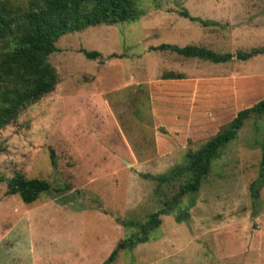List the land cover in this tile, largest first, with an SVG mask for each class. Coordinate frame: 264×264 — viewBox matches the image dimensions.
Instances as JSON below:
<instances>
[{
  "label": "rangeland",
  "instance_id": "rangeland-1",
  "mask_svg": "<svg viewBox=\"0 0 264 264\" xmlns=\"http://www.w3.org/2000/svg\"><path fill=\"white\" fill-rule=\"evenodd\" d=\"M137 1L135 20L58 36L54 90L0 128V264H104L139 231L122 220L160 210L148 239L110 264H264V113L244 119L197 192L169 207L184 176L153 178L264 98V0ZM161 43L233 57L150 48ZM252 48L263 50L235 58ZM15 173L51 188L25 203L6 193Z\"/></svg>",
  "mask_w": 264,
  "mask_h": 264
},
{
  "label": "trees",
  "instance_id": "trees-1",
  "mask_svg": "<svg viewBox=\"0 0 264 264\" xmlns=\"http://www.w3.org/2000/svg\"><path fill=\"white\" fill-rule=\"evenodd\" d=\"M141 13L137 0H0V41L6 44L0 49V128L13 121L27 104L54 90L57 73L48 56L57 50L54 42L58 36L102 22L135 20ZM182 15L190 19L196 18L186 11H183ZM150 48L169 50L216 63L228 61L233 57L231 53H217L198 45L178 46L161 43ZM262 50L252 48L249 51H237L234 56L245 60ZM85 54L92 58L101 55L98 51H85ZM263 113L264 98L239 110L226 128L197 150L187 152L185 164L174 166L167 174L153 176L158 183L169 182L176 176H184L183 184L169 200V207L180 201L185 194L197 192L202 180L210 171L212 160L219 150L236 136L244 119ZM51 163H54L53 159ZM260 163L257 182L263 184L264 145ZM50 188V184L44 179L26 178L20 173H15L7 180L6 193H18L25 203H31ZM163 212L160 210L150 213L143 223L122 220L125 226L137 227L139 231L120 240L104 264H110L120 249L146 241L149 231L160 224L159 216Z\"/></svg>",
  "mask_w": 264,
  "mask_h": 264
}]
</instances>
